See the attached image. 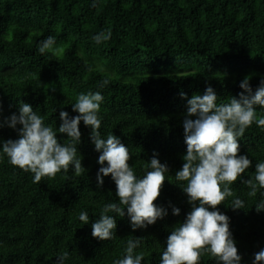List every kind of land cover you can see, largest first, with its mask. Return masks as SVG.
Instances as JSON below:
<instances>
[{
    "label": "trees",
    "instance_id": "obj_1",
    "mask_svg": "<svg viewBox=\"0 0 264 264\" xmlns=\"http://www.w3.org/2000/svg\"><path fill=\"white\" fill-rule=\"evenodd\" d=\"M108 29L110 40L98 45L91 39ZM48 36L56 38L57 52L41 55L37 46ZM246 76L253 91L264 78V0H98L95 7L92 0H0V120L18 114L19 104L26 102L46 124L59 128L61 109L78 115L71 105L77 94L101 91L102 135L120 137L138 175L155 152L173 180L165 179L154 201L168 208L166 217L135 231L127 216L117 217L115 237L102 241L92 236L91 224L105 203L118 200L110 174L97 188L99 153L90 127L81 121L77 155L85 171L79 177L60 172L33 183L32 173L4 157L0 264H55L63 252L69 253L66 264H112L134 237L143 241L137 251L148 253L142 264H159L170 229L191 210L174 183L186 153L187 100L180 93L191 98L210 85L217 102L226 103L231 96L239 98ZM105 78L110 83L100 89ZM57 136L61 142L67 139ZM17 138L14 129L0 128V141ZM239 144L238 154L253 161L241 174L250 179L255 163L264 161V130L253 123ZM232 188L235 195L225 203L239 196L246 208L217 207L230 218L241 264H252L264 248V211L255 207L264 197L259 192L249 197L241 178ZM169 202L181 209L179 216L172 215ZM82 210L89 213L85 225L78 219ZM200 264L215 260L205 254Z\"/></svg>",
    "mask_w": 264,
    "mask_h": 264
},
{
    "label": "clouds",
    "instance_id": "obj_2",
    "mask_svg": "<svg viewBox=\"0 0 264 264\" xmlns=\"http://www.w3.org/2000/svg\"><path fill=\"white\" fill-rule=\"evenodd\" d=\"M98 0H92L95 7ZM112 38L110 29L101 30L91 39L101 44ZM41 55L57 52L56 38L48 36L38 46ZM251 77L246 76L240 82L239 98L231 96L226 103H218V96L210 85L205 92L194 94L191 98L184 92L180 96L187 100L183 128L186 153L182 167L175 173V184L186 194L191 210L184 220L172 226L166 239V246L159 253V264H200L205 254L215 260V264H241L236 242L230 231V218L217 207L225 203L226 198L234 197L232 185L242 179L249 191V197L259 192L264 197V161L255 163V171L250 179H243V173L252 164L247 154L240 152L239 140L253 123L264 130V78L253 91ZM110 80L105 78L99 84L103 89ZM104 96L101 91L80 92L71 103L72 116L63 109L59 112V128L46 124L44 117L35 111L31 104L22 102L18 114L0 120V128L5 126L18 133L17 139L0 141V160L7 157L8 163L24 172L33 174V183L42 178H54L57 173H68L76 177L83 175L85 167L78 145L81 143L80 124L91 128L90 139L99 153L97 163V188L104 184V177L111 175L115 182L117 201L105 203L99 216L91 224L92 236L99 240H112L117 228V217H128L133 231L147 228L168 215V208L155 204L161 187L167 178L173 182L167 163H161L158 154L143 164V174L138 175L129 164V147L112 132L105 136L100 129L102 117L101 104ZM257 108L261 111L258 113ZM259 117V118H258ZM18 125L20 127H18ZM57 133L67 135L63 142ZM112 195L111 191L108 193ZM233 210L246 208V201L235 196L226 204ZM169 206L171 203L169 202ZM256 211H264V198L255 203ZM172 215L179 216L181 209L171 206ZM126 210V211H125ZM78 219L82 225L90 222L89 213L80 211ZM143 243L140 237L128 239L121 257L112 264H142L148 253L137 251ZM55 264H66L69 253L56 255ZM264 262V248L255 253L252 264Z\"/></svg>",
    "mask_w": 264,
    "mask_h": 264
}]
</instances>
